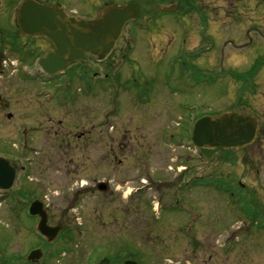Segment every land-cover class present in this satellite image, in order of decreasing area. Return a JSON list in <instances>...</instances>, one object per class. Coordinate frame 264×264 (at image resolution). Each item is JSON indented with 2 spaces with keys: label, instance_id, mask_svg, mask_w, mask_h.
<instances>
[{
  "label": "rangeland",
  "instance_id": "374dc122",
  "mask_svg": "<svg viewBox=\"0 0 264 264\" xmlns=\"http://www.w3.org/2000/svg\"><path fill=\"white\" fill-rule=\"evenodd\" d=\"M25 1L0 0L1 31L12 33L8 25ZM39 1L81 15L85 5L84 0ZM131 1L143 9L142 19L126 29L105 68L93 62L87 67L103 75L107 67L122 63L121 51L132 33L138 35L118 76L121 82L131 78V91L112 97L109 85L90 87L86 99L60 109L59 102L47 103L48 97L46 103L32 100V87L23 90L25 95L15 90L29 101L32 114L50 112L66 126L82 113L90 129L112 107L122 110L113 123L97 126L102 136L93 138L89 162L80 172L46 152L47 162L41 156L21 175L23 192L31 191L30 200L47 206L51 226L66 230L41 263L95 264L109 258L112 264H264V249L259 253L255 245L242 242L264 241L263 217L252 221L256 236H241L239 228H247L240 223L242 206L249 200L232 197L258 196L264 205V184L243 180L241 190L236 185L241 170L233 167L238 158L228 152L194 151L185 134L191 115L239 113L240 75L264 57V0H183L178 14H160L159 6L167 0H106L118 7ZM141 97L148 105L136 106ZM1 115L0 155L11 158L19 137L14 121L4 122ZM48 122L39 123L46 128ZM36 140L46 151L52 145L47 136ZM144 158L148 172L142 168ZM101 182L109 184L106 193L96 188ZM236 198L240 204L229 203ZM15 202L0 198V252L4 261L21 264L18 257L26 262L30 251L44 252V242L36 230L38 220L27 213L32 201L23 197L16 208L20 210L10 211ZM227 239L235 240V247L225 244Z\"/></svg>",
  "mask_w": 264,
  "mask_h": 264
},
{
  "label": "flooded vegetation",
  "instance_id": "af4514ba",
  "mask_svg": "<svg viewBox=\"0 0 264 264\" xmlns=\"http://www.w3.org/2000/svg\"><path fill=\"white\" fill-rule=\"evenodd\" d=\"M84 1L85 5L82 6V15L77 11H71V13L73 12L72 14H76L78 17L84 19H90L94 15H98V7L100 5L110 4L106 0ZM10 24L12 26L8 25V28L12 33L0 30V114H2L1 116L4 122L12 123L14 121L12 127L19 138L18 142L15 143L16 145L13 144L12 146L16 149L13 157L8 158L0 155V157L5 158L15 167L16 175L14 189L10 192H1L0 197L2 199L15 198L17 200L21 198L24 189L23 181L20 177L23 168H25L24 165L27 168L32 167L41 156L44 157V162H47L46 152L55 153L54 158L58 157L59 161L64 163V166L74 169L75 172H80L82 168H86L89 162L87 154L93 147L91 145L93 138L96 137L97 139V137L102 136V130H98L97 126L100 125L101 127L103 121L97 125H92L88 129L89 124L86 114L81 113L79 120H74L68 126L64 124L63 119L54 120L50 112L46 113V115L40 113L32 114L33 107H29V101L26 102L25 98L21 99L17 95L19 92L15 93V90L22 89L20 92L25 95L27 92H23V90L32 87V91L28 90V95L32 96V100H35V98L40 100L37 97V93L41 88L35 87H38L40 84L43 86H51L56 94H62L61 103L59 102L61 106L57 107L60 109L66 108L67 106L72 107L77 105L80 99L84 100L87 98L88 77L89 75H99V72L87 68V65H76L67 69L62 74L51 78L42 75L39 71L38 63L41 58L53 50L51 44L42 37H29L21 34L17 19ZM125 47L121 53L127 50V44ZM92 62L93 64L102 66L104 64H99L95 61ZM105 65L103 68H105ZM106 70L108 72L105 73V78H108L110 70L108 67ZM10 82L16 86L15 89H12ZM240 83V114L245 117L256 118L259 123V131L253 145L236 152L227 151L231 156H236L238 159L235 160L234 166L231 165L232 162H225V164L227 166H233L234 168H240L241 178L236 181L239 187L244 188L243 180L254 185L264 184V57H257L256 61L242 72L240 75ZM72 87L73 90H71ZM44 103L46 102L44 101ZM56 103L53 102V104ZM45 119L47 122L49 120V126L42 128L39 122ZM32 122L37 125L32 124ZM0 123H2L1 118ZM39 136L51 138L50 142L52 145L48 147L47 151L43 147L42 149L37 146L36 139ZM12 172L11 168H9L6 172V177L7 174H11ZM230 174L235 175L233 172H230ZM232 197H239L241 202L247 199L249 200V204H245L244 207L242 206V214L244 217L243 220H240V223L243 225L246 224L247 228H239L240 231L237 233L242 234L241 236L245 233L246 238L256 236L252 231V221L258 218L259 215L264 220V205L260 202L258 196ZM237 198L234 202L230 201L229 203L240 204ZM262 232H264V228ZM256 241L245 240L242 242H249L255 245L257 251L259 250L260 253V249H264V241L259 244L255 243ZM227 243H230L228 245L230 247H235L236 244L235 240L232 241L230 239L225 240V244ZM238 243L239 241H237Z\"/></svg>",
  "mask_w": 264,
  "mask_h": 264
},
{
  "label": "water",
  "instance_id": "95a60500",
  "mask_svg": "<svg viewBox=\"0 0 264 264\" xmlns=\"http://www.w3.org/2000/svg\"><path fill=\"white\" fill-rule=\"evenodd\" d=\"M179 4L164 6L162 12L175 13ZM141 9L136 4L123 7H109L101 15L86 22L68 16L63 10L26 0L20 7L18 23L23 34L28 36H44L54 47V51L40 61L44 73L53 76L75 63H87L89 57L98 62L106 61L123 35L126 26L136 21ZM258 134V121L235 113H226L218 118H202L196 122L192 141L197 148L220 150H241L252 145ZM7 164L0 159V190H9L13 186L15 174L6 177ZM106 185L100 190L105 191ZM30 214L40 217L38 231L52 243L61 233L60 227H50L49 217L43 204L34 202ZM40 251L30 254L29 260L41 259ZM98 264H111L103 259ZM124 264H138L126 261Z\"/></svg>",
  "mask_w": 264,
  "mask_h": 264
}]
</instances>
